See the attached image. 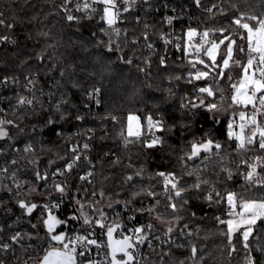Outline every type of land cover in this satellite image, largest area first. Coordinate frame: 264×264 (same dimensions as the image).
<instances>
[{
  "label": "trees",
  "instance_id": "16d2710c",
  "mask_svg": "<svg viewBox=\"0 0 264 264\" xmlns=\"http://www.w3.org/2000/svg\"><path fill=\"white\" fill-rule=\"evenodd\" d=\"M219 1L201 0L199 9L194 6V0H140L137 10L129 8L126 13L121 10V19L116 26L122 29V51L109 52L105 47L96 46L99 40L106 41L108 37L99 31L102 26L107 25L94 13L91 14L92 19H88L84 12H80L77 14L80 17L78 21L68 22L63 7L65 0H0V13H3L0 19L5 23V26H0V36L9 37L8 41L0 42V79L7 77L21 85L27 78L32 79L35 81L38 98L34 109L9 110L10 119L14 121L13 126H8L10 132L16 134V139L24 143L31 141L34 144V155L25 156L27 165L23 169L10 167L9 179L12 178V173L16 172L13 185L21 183L22 186L8 197L11 205L8 216L0 212L3 223L12 222L15 231L24 227L28 230L22 247L15 254L19 259H28L31 264H35L36 257L44 255L48 237L38 215H27L26 211L19 207L18 201L26 196L31 200L28 193L33 183L36 185L37 194L44 193L45 197L50 193L53 198L57 197L54 189L47 185L44 189L45 183L35 180L30 161H37L40 170L51 169L50 160L55 161L52 168L63 165L64 160L57 159L58 155L68 159L71 145L76 141H83L90 144L86 153L90 156V163L94 165L93 176L89 177L88 181L78 178L90 165L89 161L84 160L81 162V168L70 174L71 179L66 190L69 200L61 205L59 213L62 219L73 213L72 207L80 208L76 200L88 207L89 213L95 214L93 219L98 218V215L89 205L99 207L102 204L100 209L108 216L125 208V214H135L139 221L144 222V226L152 223L155 227V230H147L148 241H152V246L149 247L147 241L141 244L142 259L146 264H178L180 260H184L185 264H247L246 256H251L255 264H264V251L260 250L264 247V226L258 222L255 235L250 238L248 250L234 238L233 244L239 251L229 255L228 240L221 234L224 226L216 224L212 219L214 215L222 213L217 205H210L204 199L206 192L193 190L188 193L187 211L180 213L183 219L179 222L168 215L170 209L165 210L163 200L157 211L149 214L147 209L155 205L154 199L143 194L132 199L131 195L141 186L149 185H152L157 193L161 192L162 185L149 177L160 171L174 170L180 173L182 166L177 157L188 150V142L194 138H211L220 142L228 154L224 165L233 172V178L228 180L226 173L220 171V167L212 166L208 162L209 167L202 173V178L211 181L222 192L227 189L253 199H259L261 195L257 188L247 190L242 175L244 166H240L239 172L236 169L241 154L234 147V141L228 139L227 123L233 117H238L233 114L234 109H244L234 105L228 107L231 104L228 98L229 82L223 81L220 84V87L225 88L226 97L222 104L226 109L222 120L215 119L214 113L205 108L189 111L188 108L182 107L183 104L189 103L188 99L182 98L191 97L193 101L198 102L197 96L202 94L195 93L193 85L186 82V70L180 67L182 63H186V60L182 59L183 53L173 49L171 43H165L167 24L162 17V9L167 6L174 5L185 12L189 8L190 13L200 17L201 24L208 28L227 26L226 17H231L236 9L257 13L264 10L261 9L259 0H221L220 4ZM74 2L75 0L68 7L73 6ZM213 4L218 7L211 13L205 12V9ZM233 4L236 9L232 7ZM221 9L224 11L221 12ZM9 24L12 25L11 28L6 27ZM145 33L149 37L147 41L143 38ZM231 34L229 31L228 35ZM124 40L127 41L126 44L123 43ZM133 41L136 43L133 44ZM148 43L153 45L151 49L147 47ZM121 55L132 59L133 64L128 65L117 59ZM162 56L166 58V66L159 63ZM146 58L150 67L144 72L138 71L137 66L146 67ZM104 68L108 70L105 72ZM61 72L64 73L63 76ZM238 72V69L233 68V82L239 79ZM180 74H183L180 80L170 78ZM194 83L197 87L206 86L203 81ZM211 83L209 80L208 84ZM93 86L102 89V95L97 97L101 101L99 104L96 103L97 99L94 100L88 95ZM219 95L217 92L215 97L207 99H215L220 103ZM62 100L66 103H61ZM57 104L61 105L63 118L61 112L56 110ZM13 112L16 113L15 116ZM130 112H135L141 117H163L172 127L171 133L165 137L167 143L153 149H147L142 144H130L125 147L119 132ZM193 112L196 114L193 115ZM108 113L119 117L120 122L105 119ZM77 115L83 116L84 119L77 120ZM49 120L52 123H48ZM18 122L23 125L19 128L23 129L22 132L15 127ZM87 129L93 131L89 132ZM251 130L252 126L246 133L250 134ZM2 143L3 140H0V145ZM249 147L252 151L245 153V157L264 156V151L257 150L254 145ZM117 158L120 163L114 164L113 161ZM215 159L213 156L212 160ZM129 164L132 165L131 168L128 167ZM194 167L203 169L204 164H201L199 159L188 162L189 169ZM140 169H143L142 176L136 178V188H133L131 183L125 182V177L134 175ZM185 179L191 183L195 177L185 176ZM101 192L104 193L103 197ZM130 199L132 203L125 205L124 201ZM117 201L119 203H116ZM109 203L112 204L110 208ZM141 208L145 211H138ZM157 212L162 213L165 219L173 221L176 226L173 234H164L166 229L155 219ZM193 213L195 215H192ZM25 220L28 222L24 223ZM184 223L188 224L187 229H183ZM33 224L37 225L35 229ZM182 231L191 232L193 235H182ZM193 244L199 250V257L195 262L188 258Z\"/></svg>",
  "mask_w": 264,
  "mask_h": 264
},
{
  "label": "snow or ice",
  "instance_id": "6c2138e0",
  "mask_svg": "<svg viewBox=\"0 0 264 264\" xmlns=\"http://www.w3.org/2000/svg\"><path fill=\"white\" fill-rule=\"evenodd\" d=\"M73 3V0H65L63 7L67 13L66 19L68 22H76L80 17L72 14V9L68 7L69 4ZM136 0H76L75 11H83L88 19H92V13L98 16L99 20L102 21L107 27H101L100 32L104 33L108 39H103L97 42V47H105L109 52H121V36L122 29L117 27L118 20L121 19V10L123 12H129L127 5L135 4ZM195 3L200 6L201 0H195ZM261 9H264V0H259ZM218 7L213 4L212 7L206 8V11L211 13L213 8ZM232 7L236 9V5ZM224 10L221 9V12ZM3 13H0V17ZM228 19V25H221L215 28H208L204 31H198L197 28L189 27L183 37H177V43L175 47L183 53L182 59L186 60V63L180 65L181 68L186 70L187 83L193 85V91L202 95L197 96V101H193L191 97L182 99H188V104H183L182 107L188 108L189 111L193 109L199 111L201 108L207 109L208 112L219 113L226 111L222 107L225 97V88L220 87L221 82L228 81V89L230 90L231 104L238 108L242 107L247 109L251 106V113L249 114L245 110L237 109L233 110L234 115H238L241 123L238 125L240 131L234 130L235 120L227 123V136L229 140L234 141V147L241 154L240 163L236 165L237 172H239L240 166L243 165L245 171L242 173L244 176L247 190L257 188L260 190L261 195L259 199H253L245 197L242 193H238L231 190L218 189L208 179L202 178V173L207 171L209 163L212 166L220 167V171L226 173L227 179L233 178L232 170L224 165V161L227 158V153L224 150L223 145L214 141L211 138L204 139H193L188 142V150L183 155L177 157L178 162L182 166L180 173L176 171H160L156 172L149 177L150 180L155 179L158 184L162 185V191L157 193L154 191L152 185L148 187L141 186L139 190L131 193L132 199L140 195L146 197H152L155 201V205L147 209L149 214L156 212L157 208L161 205L163 200V207L165 210L170 209L169 216L173 217L176 222L183 219L180 215L182 211H187V205L189 203V196L193 190H198L201 193L206 192L204 199L209 204H215L219 207L222 215H214L212 219L216 224L224 226L221 230V234L224 235L230 246L229 255L233 252H238L239 249L233 244V240L237 243L242 244L245 250L250 248V238L255 235V229L258 226V222L261 226H264V156H253L247 158L244 156L245 153L252 151L249 146H255L257 150L264 151V10L259 13L252 11H242L236 9ZM168 23H172V19H168ZM0 26H5L4 20L0 19ZM11 28L12 25H6ZM147 28L148 26L145 25ZM231 31V35H228ZM43 35H48L43 33ZM143 38L147 41L149 37L145 33ZM9 40L8 36H0V42H6ZM123 43H127L126 40ZM133 44L136 41L132 42ZM165 43H171L169 40H165ZM147 47L151 49L153 45L147 44ZM192 57V58H189ZM117 59L123 61V63L131 65L133 60L127 58L125 55L118 56ZM160 65L166 66V58L160 57ZM145 68L137 66L138 71L144 72L148 64L147 58L145 59ZM233 68L238 69L239 79L233 82L234 78L232 75ZM104 68L103 71H107ZM64 75L63 72L60 73ZM176 80L183 78V74L175 75ZM212 81L208 84V81ZM203 81L206 86L197 87L194 82ZM6 82V81H0ZM28 85L35 86V81L32 79L28 80ZM27 87V85H26ZM31 91V88L29 89ZM219 92V101L217 103L215 99L208 100L207 97H215L216 93ZM90 98H94L97 95H102V89L100 87L93 86L92 91L88 93ZM38 102V98L28 99L25 96H19L17 104L20 106L33 105ZM61 103H66L61 101ZM99 104L101 101L96 100ZM56 110L61 112V105H55ZM3 110L0 109V112ZM196 112H193L195 115ZM15 116L16 113L13 112ZM64 114L61 112V118ZM258 117L260 119L258 120ZM105 119L110 118L111 121L120 122V118L108 113ZM77 120H83L84 117L77 115ZM143 121V122H142ZM48 123H52L51 120ZM9 125H14V121L7 118H0V140H11L14 137L10 134V130L7 128ZM252 126L251 134L245 133L247 126ZM19 131L18 125H15ZM91 132L93 129H87ZM172 127L167 124L163 117L155 119L154 115H145L141 117L135 112H130L126 117V123L121 125L119 136L124 142L125 147L130 144H142L147 149L156 148L158 145L167 143L165 137L170 134ZM126 133V134H125ZM258 134V139H256ZM91 139V138H89ZM10 147H15L10 145ZM85 150L84 153L80 152V146L73 145L70 150L68 159L59 156L57 159L64 160V164L53 168L51 172L47 169L41 171L37 167V161L32 160L30 163L33 165V173L35 180L44 181L47 183L51 179V189L59 193V197H56L55 203L47 202L43 204L33 203L27 199L18 201L19 207L27 212L31 216L35 210H39L42 216L41 224L46 229L45 235L48 237L47 247L44 249V255L42 257H36L35 264H84V261L80 257L87 259V253L91 251L89 246H95L96 248H105L107 251L104 252V260H91L87 259V264H140L138 257L141 255L138 251V247L141 244L148 242V246L151 247V242L148 241L147 230H155L152 223L146 226L134 227L131 232L132 235H126L119 231L122 227L119 222V213L117 218L109 221V216L101 210L99 207H93V211L98 215V218L93 219V215L84 210V205L80 200H76V204L80 206L79 216H73L72 220L81 221V229L84 234H77L74 236L67 235L60 228L67 223L68 220L58 218V215L54 214L55 210L60 207V200L63 199L68 188V181L71 179V173L75 171L83 160L87 159L86 151L90 148L89 143L82 145ZM0 151H3L0 147ZM51 151V149H49ZM23 153L34 155V144L27 143L22 149ZM215 156L216 159L212 160ZM199 159L201 164H204V168L194 167L189 169L188 162H192ZM13 164L17 161L13 160ZM90 163V161H89ZM114 164L120 163L119 158L113 161ZM235 163V161H232ZM55 165V161H49V167L52 168ZM259 166V170H258ZM132 167L131 164L128 165ZM7 172L8 169H3ZM143 169H140L134 173V175H128L125 177V182L131 183L133 188H136V178L141 177ZM17 173H12V178L15 179ZM219 175V173H217ZM63 177L64 179L57 182L53 177ZM93 176V172L89 171L86 175L79 176L81 181H88V178ZM187 177H195L191 183ZM21 183H16V187L21 188ZM43 186V185H41ZM10 190V189H9ZM36 191V185L33 183L29 189V194ZM43 197L45 194L40 193ZM50 195V193H49ZM95 195V192H93ZM103 197L104 193H100ZM132 199L125 200V205L132 203ZM116 203H119L117 201ZM108 207H112L109 203ZM138 211L143 212L145 209L141 208ZM192 215H195L193 213ZM227 218H224V217ZM131 219V218H130ZM155 219L163 224H167V228L164 232L165 235L173 234L174 227L171 219H165L162 213H158ZM98 226L102 234L106 236V242H98L95 238H90L96 235L94 229ZM32 227L35 229L37 225L33 224ZM188 224H183V229H187ZM2 231V230H0ZM182 235H193L191 232H181ZM24 235L20 232H16L10 237L11 241L19 242L24 238ZM30 238V237H29ZM159 239V237H155ZM11 247L8 243L0 244V252L7 251ZM179 247H183L179 245ZM264 251V247L260 248ZM199 257V250L193 244L190 248L189 259L195 260ZM202 258V257H201ZM247 264H255L251 256L245 257ZM0 264L5 262L0 259ZM24 264H28L27 261ZM178 264H185L184 260L178 261Z\"/></svg>",
  "mask_w": 264,
  "mask_h": 264
},
{
  "label": "built area",
  "instance_id": "2783aa9c",
  "mask_svg": "<svg viewBox=\"0 0 264 264\" xmlns=\"http://www.w3.org/2000/svg\"><path fill=\"white\" fill-rule=\"evenodd\" d=\"M148 1H151V0H148ZM75 2H76V0H75ZM75 2H74V5L71 6L70 8L72 9V14L78 16L77 14L80 12L75 11ZM80 2H82V0H80ZM139 3H140V0H136V3L134 5L130 4V5H127V7L130 9L137 10ZM220 3H221V0L219 1V4ZM194 6L201 9V7H200L201 5L198 6L195 3V0H194ZM209 7H207V8H209ZM81 12H83V11H81ZM205 12H208V11H206V9H205ZM162 17L165 19V22L167 24V31H166V35H165V40L171 41V44L173 45V49H177L175 47V44L177 43V37H183L189 27L197 28L198 31H204V30L208 29V27L205 26V24H201L202 21H201L200 17H198L195 14L190 13L189 8H187L186 12H185L183 10H179L178 7H176L174 5L171 7L167 6L164 9H162ZM195 17H198V18L195 19ZM169 18L172 19L171 24L168 23ZM29 79L30 78H27L23 85H21V83H18V84L14 83L13 80H10L7 77L0 79V81H6V82H0V109L3 110L2 112H0V118L10 119V116H9V110L10 109H13V111H17L18 109H22V108L34 109L36 107L38 102H36L34 104V106L33 105L20 106L17 104V100H18L19 96H25L28 99L37 98L36 87L35 86L33 87L32 85H28ZM26 85H27V87H26ZM30 88H31V91H29ZM97 97H98V95L96 97H94L93 99L96 100ZM251 110L252 109H247L246 111L250 114ZM259 119H260V117H258V120ZM232 120H235V126L234 127L238 128V125L241 123L239 118L233 117ZM16 125H18L19 128L23 127L21 122L16 123ZM10 126H13V125H10ZM250 127H251V125L247 126L245 128V131H247ZM7 128H8V126H7ZM10 134L14 138L11 140L5 139V140H3V143L0 145V147H2V149H3V151H0V212H2L3 215H5V216H8L7 215L9 213L8 210L11 207L9 199H8L9 195L11 193H13L15 190H18V188L13 185V178L9 179V177H8L10 174L9 173L10 167L15 166L18 168V170L23 169L27 165V160H26L25 156L28 154V153L22 152L23 147L27 143H24L23 141L16 139L15 133L10 132ZM256 139H258V134H257ZM28 143H31V141H28ZM84 143H86V142L76 141L75 143H73L71 145V148L73 145H78V146H80V152L84 153L85 150L82 147V145ZM10 145H14L15 147H10ZM86 155H87V159L84 161H90L89 154L86 153ZM13 160H16L17 163L13 164L12 163ZM59 166H61V165H57L55 167H59ZM81 166H82V163H80V166L77 167L75 169V171L79 170L81 168ZM93 167H94L93 163H90L89 167L86 168L83 175H86L89 171L92 172ZM5 168L8 169L7 172L3 171V169H5ZM43 170H45V169L43 168L41 171H43ZM47 170L49 172H51L53 170V168L47 169ZM53 179H55V180H57V182H59L60 180H62L64 178L56 176V177H53ZM40 182L45 183L44 181H40ZM46 185L50 187L51 179L47 183H45V185L43 186L44 189L47 187ZM68 187H69V184H68ZM66 190H68V188ZM31 194H34V196H29V193H28V196L31 197L30 201L33 203L43 204V203H47V202H52V203L56 202V200H55L56 197L53 198L51 196V194L49 195V193H47L45 197H41L39 194H37V191L32 192ZM56 194H57V197H59L60 194L57 192H56ZM66 194L64 195L63 199L60 200V207L58 209H56L54 212V214L58 215V218H60V219H62L59 216V213L61 212V205L65 201L69 200V197ZM72 208L75 212L73 211V213L70 214L68 216V218L64 219V220L70 221V223L64 224L60 228V230H63L69 236H74L77 234H84L82 232V229H81V221L71 219L73 216H79V214H80L79 207L75 206ZM117 213H119L118 219L122 225V227L119 231L123 232L126 235H132L131 230L134 227L144 226V222L141 220L139 221L135 214H132V213L125 214V208L122 209V211L118 210L114 214L110 215L108 222H111L113 219H116ZM33 214L38 215L40 220L42 219V216H41V213L39 210H35ZM0 222L3 223V217H1V216H0ZM27 222H28L27 220L24 221V223H27ZM2 223H0V230H2V231H0V244L8 243L11 245V247L7 251L0 252V259H2L5 262V264H24L25 261H27L28 264H31L28 259L21 260L15 255L17 253V251L22 247L24 238L28 235V230L26 229V227L15 231V229H13V227H12V222L5 221V223H3V224ZM94 231H95L96 235H94L90 238H95L98 240V242H101V241L106 242L107 238L105 235L102 234V231L98 226L95 227ZM16 232H20L22 235L23 234H26V235H24V238L22 240H20L19 242H13V241H11L10 237L12 235H14ZM150 242L152 244V241H150ZM89 248L91 249V251H89L87 253V259H91V260H104L105 259L104 252L107 251V249H105L103 247L98 249L95 246H89ZM138 251L141 254L138 257V259L140 260V264H146V261L142 259V246L141 245H139ZM42 256L43 255H40V257H42ZM80 259L84 261V264H87V259H85L84 257H80Z\"/></svg>",
  "mask_w": 264,
  "mask_h": 264
},
{
  "label": "rangeland",
  "instance_id": "374dc122",
  "mask_svg": "<svg viewBox=\"0 0 264 264\" xmlns=\"http://www.w3.org/2000/svg\"><path fill=\"white\" fill-rule=\"evenodd\" d=\"M235 106V105H234ZM250 108H251V106H249ZM224 108V107H223ZM244 109V108H243ZM247 109H249V108H247ZM247 109H244L245 111L247 110ZM224 114H225V111H222V112H219V113H214L213 115H214V118L215 119H217V120H222L223 119V116H224ZM234 130L235 131H237V132H239L240 131V129L238 128V129H235L234 128ZM252 131V130H251ZM247 131H245V133H246ZM247 134V133H246ZM251 134V133H250ZM259 138V137H258ZM29 196H34V194H29ZM99 208H102V204L99 206ZM84 210L85 211H89V208L88 207H84ZM93 215V214H92ZM95 215V214H94ZM93 215V216H94ZM165 229L167 228V224H163V223H161V222H159ZM173 227H174V230H175V225L173 224L172 225Z\"/></svg>",
  "mask_w": 264,
  "mask_h": 264
},
{
  "label": "water",
  "instance_id": "95a60500",
  "mask_svg": "<svg viewBox=\"0 0 264 264\" xmlns=\"http://www.w3.org/2000/svg\"><path fill=\"white\" fill-rule=\"evenodd\" d=\"M130 10V9H129ZM192 162H194V161H192Z\"/></svg>",
  "mask_w": 264,
  "mask_h": 264
}]
</instances>
